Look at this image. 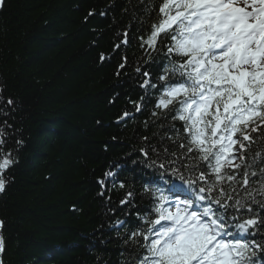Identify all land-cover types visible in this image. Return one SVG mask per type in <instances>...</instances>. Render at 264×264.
<instances>
[{
  "label": "trees",
  "instance_id": "trees-1",
  "mask_svg": "<svg viewBox=\"0 0 264 264\" xmlns=\"http://www.w3.org/2000/svg\"><path fill=\"white\" fill-rule=\"evenodd\" d=\"M160 2L152 0L150 17L143 11L149 0H6L0 10V109L8 113L0 114V127L5 121L11 125L4 129L9 135L0 161L10 150L15 158L2 174L7 181L0 193L3 264H135L140 258L142 248L124 243V228L118 235L109 225L117 219L129 231L148 225L137 212L151 211L152 198L142 181L156 173L133 160L143 159L141 137L157 143L153 132L166 129L144 127L158 89H148L142 112L130 100L141 102L144 79L158 88L164 83L158 76L167 56L153 63L139 46ZM90 11L94 15L88 16ZM141 17L147 21L143 26ZM125 31L129 44L115 49ZM137 67L152 75L142 76ZM8 99L14 103L8 105ZM125 110L136 119L120 120ZM251 149L264 155V142ZM110 169L118 174L105 177ZM128 191L135 193L134 206L120 204Z\"/></svg>",
  "mask_w": 264,
  "mask_h": 264
},
{
  "label": "snow or ice",
  "instance_id": "snow-or-ice-1",
  "mask_svg": "<svg viewBox=\"0 0 264 264\" xmlns=\"http://www.w3.org/2000/svg\"><path fill=\"white\" fill-rule=\"evenodd\" d=\"M5 2L0 0V8ZM154 8L149 0L143 11L150 17ZM146 23L141 17L140 25ZM123 36L115 49L129 44L128 31ZM139 46L153 63L161 55L168 59L158 76L164 83L158 88L144 79L140 87L145 96L130 103L142 112L148 89H158L144 127L151 124L166 131L153 132L157 143L141 137L143 159L133 160L156 173L142 181L152 198L151 211L137 212L147 229L129 231L120 219L109 227L118 235L124 228V243L144 249L141 258L134 257L135 264H264V199H257L264 198V155H253L251 149L253 143L264 142V0H161L151 31ZM100 58L105 59L103 53ZM124 61L119 68L126 67V56ZM136 71L152 75L142 67ZM0 114L8 115L4 109ZM126 118L136 119L128 110L120 120ZM10 127L6 121L0 127V152L9 135L4 129ZM16 143L22 146L23 141ZM14 162L11 150L0 161V193L7 183L2 174ZM117 174L110 169L105 177ZM98 183L106 187L105 180ZM255 184L259 187H251ZM119 186L124 188V182ZM134 196L128 191L120 204L134 206ZM4 226L0 220V255L6 250Z\"/></svg>",
  "mask_w": 264,
  "mask_h": 264
},
{
  "label": "bare ground",
  "instance_id": "bare-ground-1",
  "mask_svg": "<svg viewBox=\"0 0 264 264\" xmlns=\"http://www.w3.org/2000/svg\"><path fill=\"white\" fill-rule=\"evenodd\" d=\"M150 177H152V176H150Z\"/></svg>",
  "mask_w": 264,
  "mask_h": 264
}]
</instances>
